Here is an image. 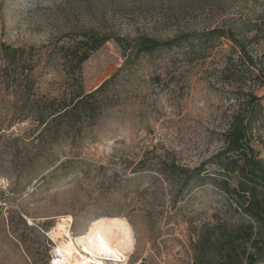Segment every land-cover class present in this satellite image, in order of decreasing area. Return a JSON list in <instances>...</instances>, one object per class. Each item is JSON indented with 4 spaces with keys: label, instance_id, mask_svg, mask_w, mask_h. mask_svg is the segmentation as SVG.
<instances>
[{
    "label": "rangeland",
    "instance_id": "rangeland-1",
    "mask_svg": "<svg viewBox=\"0 0 264 264\" xmlns=\"http://www.w3.org/2000/svg\"><path fill=\"white\" fill-rule=\"evenodd\" d=\"M88 29L129 42L230 29L257 66L226 38L137 58L110 39L81 65V80L89 93L116 74L115 102L80 139L58 144L26 134L32 124L14 118L21 102L0 71V264H51L48 233L61 218L76 235L100 216L123 217L132 231L125 261L106 264H201L203 228L236 223V206L212 183L220 178L212 163L209 177L187 188L161 172L209 161L234 117L246 114L244 94L264 98V0H0V43L12 47L72 44ZM59 81L48 72L42 91ZM261 104L251 131L260 157Z\"/></svg>",
    "mask_w": 264,
    "mask_h": 264
},
{
    "label": "trees",
    "instance_id": "trees-1",
    "mask_svg": "<svg viewBox=\"0 0 264 264\" xmlns=\"http://www.w3.org/2000/svg\"><path fill=\"white\" fill-rule=\"evenodd\" d=\"M218 38L231 41L238 58L248 67L257 66L246 50L248 42L238 39L230 29L184 33L167 40L138 36L130 41L131 44L125 39H114L88 29L79 32L72 44L54 43L37 49L34 46L12 47L1 42L0 71L3 82L21 102L14 118L18 122L29 120L32 124V128L25 131L27 135L35 134L37 139L57 144L66 140L74 142L83 136L85 129L95 126L105 109L115 102L108 87L116 74L89 93L83 90L81 80V65L107 41L113 39L124 51L132 49L133 57L137 58L160 50L193 47ZM50 71L58 74L60 83L56 88L42 91V80ZM244 97L246 114L234 117L224 135V147L209 161L192 169L172 162L161 172L176 174L181 187L187 188L208 178L204 167L212 163L217 166L216 175L220 177H212V183L236 206L233 213L239 221L228 226L218 224L203 228L198 240L201 264H207L203 260L211 257L219 264L264 261V154L260 157L251 146L252 125L262 116L264 98L252 92ZM62 165L61 162L55 169Z\"/></svg>",
    "mask_w": 264,
    "mask_h": 264
},
{
    "label": "bare ground",
    "instance_id": "bare-ground-1",
    "mask_svg": "<svg viewBox=\"0 0 264 264\" xmlns=\"http://www.w3.org/2000/svg\"><path fill=\"white\" fill-rule=\"evenodd\" d=\"M71 223L69 217L61 218L60 223L48 233L55 243L51 264L123 262L132 249L131 227L123 217H96L76 235L72 233Z\"/></svg>",
    "mask_w": 264,
    "mask_h": 264
},
{
    "label": "built area",
    "instance_id": "built-area-1",
    "mask_svg": "<svg viewBox=\"0 0 264 264\" xmlns=\"http://www.w3.org/2000/svg\"><path fill=\"white\" fill-rule=\"evenodd\" d=\"M5 188H6L5 180L0 178V191L5 190Z\"/></svg>",
    "mask_w": 264,
    "mask_h": 264
}]
</instances>
